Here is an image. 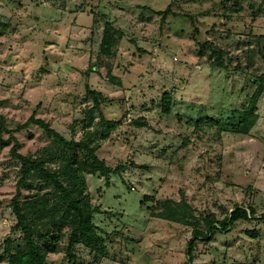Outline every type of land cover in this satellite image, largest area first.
I'll list each match as a JSON object with an SVG mask.
<instances>
[{"label": "rangeland", "instance_id": "rangeland-1", "mask_svg": "<svg viewBox=\"0 0 264 264\" xmlns=\"http://www.w3.org/2000/svg\"><path fill=\"white\" fill-rule=\"evenodd\" d=\"M32 115L121 167L85 177L104 253L78 244L74 260L60 250L47 264H264V0H0L2 136L23 155L50 146L32 122L16 131ZM17 170L0 148V264L7 237L23 245ZM168 201L191 208L188 223L155 216ZM235 206L255 214L206 232L205 216ZM194 230L206 235L189 259Z\"/></svg>", "mask_w": 264, "mask_h": 264}, {"label": "trees", "instance_id": "trees-1", "mask_svg": "<svg viewBox=\"0 0 264 264\" xmlns=\"http://www.w3.org/2000/svg\"><path fill=\"white\" fill-rule=\"evenodd\" d=\"M105 24L102 46L110 43L114 32L109 23ZM214 54L213 61L220 65V54ZM87 92L96 103L98 92L88 88ZM161 103L162 111L169 113L171 107L169 93L165 92L162 95ZM2 119L0 116V148L9 146L10 158L18 164L16 193L10 200L15 217L11 230L19 231L23 242L21 249L12 251L10 246L13 240L9 237L4 240L8 264H47L48 254L60 250H64L67 259L74 260L73 250L78 244L102 255L105 251L104 239L93 223L94 214L101 210L100 206L91 203L85 177L99 174L108 178L110 173L119 171L121 167L110 168L104 160L98 158L95 147L84 140L65 139L50 128L47 122L33 115L19 125L16 131L32 122L45 131L50 138V146L41 152L23 155L18 152L19 144L12 134L7 138L2 136L8 131ZM118 123L107 120L105 123L107 131ZM140 125L145 124L143 122ZM22 189L27 191L23 200L20 199ZM254 214L253 207L235 206L222 220H216L214 215L205 216L206 232L212 235L214 231L225 230L236 221H246ZM155 216L186 224L188 223L186 219L192 216V212L184 202L168 201L164 202L163 209ZM260 218L264 219V215ZM248 233L255 236L254 231ZM205 235L206 233L201 230L192 232L186 246V255L189 259L194 251L196 239ZM64 237L67 241L61 248L60 240Z\"/></svg>", "mask_w": 264, "mask_h": 264}]
</instances>
